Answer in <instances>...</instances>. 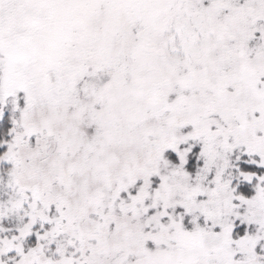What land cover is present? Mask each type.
<instances>
[{
	"label": "snow or ice",
	"instance_id": "6c2138e0",
	"mask_svg": "<svg viewBox=\"0 0 264 264\" xmlns=\"http://www.w3.org/2000/svg\"><path fill=\"white\" fill-rule=\"evenodd\" d=\"M0 264H264V0H0Z\"/></svg>",
	"mask_w": 264,
	"mask_h": 264
}]
</instances>
